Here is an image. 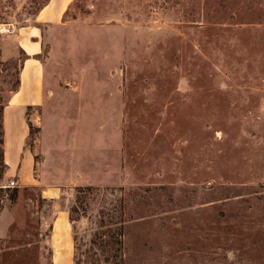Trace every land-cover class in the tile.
<instances>
[{
    "label": "rangeland",
    "instance_id": "rangeland-1",
    "mask_svg": "<svg viewBox=\"0 0 264 264\" xmlns=\"http://www.w3.org/2000/svg\"><path fill=\"white\" fill-rule=\"evenodd\" d=\"M27 56L0 264H53L59 210L72 264H264V0H0L2 104Z\"/></svg>",
    "mask_w": 264,
    "mask_h": 264
},
{
    "label": "crops",
    "instance_id": "crops-1",
    "mask_svg": "<svg viewBox=\"0 0 264 264\" xmlns=\"http://www.w3.org/2000/svg\"><path fill=\"white\" fill-rule=\"evenodd\" d=\"M66 1L68 3L69 0ZM40 21H48V19H40ZM43 81L41 64L33 58L26 59L20 73V89L14 92L4 108V159L9 171L15 170L20 164L23 171L27 165L34 162L32 152L24 149L29 133L26 112L27 107L37 103L40 96V87L36 82ZM28 82L34 84L26 87ZM20 179L23 180V177ZM71 222L67 210H59L55 215L50 239L53 264H72L74 260Z\"/></svg>",
    "mask_w": 264,
    "mask_h": 264
},
{
    "label": "trees",
    "instance_id": "trees-1",
    "mask_svg": "<svg viewBox=\"0 0 264 264\" xmlns=\"http://www.w3.org/2000/svg\"><path fill=\"white\" fill-rule=\"evenodd\" d=\"M30 58V56H27L26 59ZM20 76L18 78V81L16 83V86H15V90L14 92H17L19 89H20ZM6 104H2L0 102V182L3 180V178L5 177V174L7 172V169L9 168L8 167V164L5 162V159H4V108H5ZM30 106L27 107V110L29 109ZM28 112V111H27ZM27 112H26V121H27V124L29 126V133L26 137V140H25V146H28L29 144L33 143L34 141V131H35V128L33 127L32 125V122L29 120V118L27 117ZM90 188V186H88ZM5 190H2V188L0 187V192L1 191H5L6 194L15 199L16 198V195L18 193V187H7V188H4ZM82 190L81 187H79L78 191ZM70 219L73 220L72 216H71V213H70ZM110 233L109 236H113V231L111 232H108ZM99 236V235H98ZM97 236V237H98ZM97 237H94L93 239V244H92V247L93 248H97V249H101L102 251H111V249L114 247V245L112 244L113 242L112 241H101L102 238L99 240ZM86 264H100V260H92V261H88V263Z\"/></svg>",
    "mask_w": 264,
    "mask_h": 264
},
{
    "label": "built area",
    "instance_id": "built-area-1",
    "mask_svg": "<svg viewBox=\"0 0 264 264\" xmlns=\"http://www.w3.org/2000/svg\"><path fill=\"white\" fill-rule=\"evenodd\" d=\"M8 184L14 186V185H15V180L11 179V180L8 182Z\"/></svg>",
    "mask_w": 264,
    "mask_h": 264
}]
</instances>
